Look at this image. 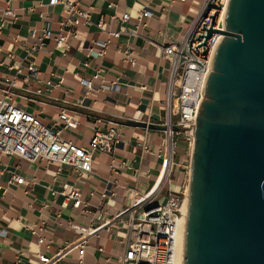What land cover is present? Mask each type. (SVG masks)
Wrapping results in <instances>:
<instances>
[{
	"label": "crops",
	"instance_id": "obj_1",
	"mask_svg": "<svg viewBox=\"0 0 264 264\" xmlns=\"http://www.w3.org/2000/svg\"><path fill=\"white\" fill-rule=\"evenodd\" d=\"M74 1L91 9V23L81 25L77 38L60 49L54 39L38 37L44 31L58 36L66 17L63 5L0 0V80L16 78L14 104L47 124L63 128L59 115L68 113L77 128L64 129L63 136L77 145L86 147L97 128L106 130L98 120L117 123L119 140L113 154L95 155L91 180L77 177L68 167L59 172L55 163L31 164L18 156H0V264H41V253L55 257L52 264H121L128 229L116 218L127 212L135 193L161 188L162 201L183 183L182 157L174 163V178L163 177L169 146L163 131L133 123H166L170 63L161 47L183 38L207 0ZM8 8L15 10V17L2 15ZM144 10L152 17L142 18ZM124 14L128 21H123ZM103 18L104 32L97 27ZM107 41L108 48L100 55L96 43ZM128 51L135 63L127 59ZM30 58L40 69L38 82L25 81ZM83 80L92 82L88 94L83 92ZM13 173L26 183H11ZM64 184L81 191L85 202L81 209L74 210L73 201L58 194ZM71 221L90 231L83 263L72 247L80 232L70 228ZM38 237L44 245H39Z\"/></svg>",
	"mask_w": 264,
	"mask_h": 264
},
{
	"label": "built area",
	"instance_id": "obj_2",
	"mask_svg": "<svg viewBox=\"0 0 264 264\" xmlns=\"http://www.w3.org/2000/svg\"><path fill=\"white\" fill-rule=\"evenodd\" d=\"M186 0H179L185 2ZM230 0H207L202 6L194 22L188 28L183 38L161 47L164 59L170 63L168 92L165 101L167 121L163 126L165 139L169 146L165 153V166L170 176L174 169L173 156L177 148L176 137L184 133L188 136L191 144L194 142L197 115L205 98V89L209 76L212 73L213 61L223 35L212 34L206 40L204 46H199L205 40L206 32L211 27L215 30H225L226 11ZM50 5H63L66 17L62 23L60 33L52 38L49 31H44L41 41L54 39L60 49H67L71 39H76L77 29L83 24H90L91 9H83L78 1L74 0H50ZM2 15L15 17L16 12L12 8L2 11ZM149 10L142 12V18H150ZM123 21L129 20V15L124 14ZM205 24V29L203 25ZM106 22L101 19L97 27L101 31L106 30ZM37 33H35L36 35ZM118 37V33L112 34ZM38 36V35H37ZM100 55L107 50L109 41L97 42ZM198 47V50L195 47ZM127 59L135 63L131 52H126ZM29 74L25 77L27 83L40 80V69L34 59L27 60ZM5 87L0 88V156H18L22 161L37 163L39 161L57 164V170L71 169L79 178L91 180L94 176V160L97 153L113 154L114 147L119 140L118 124L112 121L98 120L96 123L104 125L105 131L96 129L94 136L88 145L80 146L63 136L64 129H76L77 122L63 112L59 120L63 128L54 124L43 122L36 115L27 112L14 104L13 87L16 86V78L1 81ZM48 82V85H51ZM83 92L88 94L92 89V82L83 80ZM174 126L178 131L174 130ZM171 156V159L168 158ZM169 159V161H168ZM169 162V163H168ZM11 183L23 185L25 178L12 174ZM161 188L147 194L135 193L127 212L120 217L119 221L128 229V242L121 264H176L175 235L178 220L183 217L181 208L187 197V191L169 192L167 197L160 201L158 194ZM67 201H73L74 210L81 209L85 202L81 191L69 184H64L58 193ZM101 216V215H100ZM99 216V217H100ZM70 228L79 231L77 243L72 247L78 250V259L83 263L86 251V236L90 233L86 227H79L73 221ZM36 236V233H32ZM39 245H44L42 237H38ZM41 264H52L54 258H49L45 253L39 255Z\"/></svg>",
	"mask_w": 264,
	"mask_h": 264
},
{
	"label": "water",
	"instance_id": "obj_3",
	"mask_svg": "<svg viewBox=\"0 0 264 264\" xmlns=\"http://www.w3.org/2000/svg\"><path fill=\"white\" fill-rule=\"evenodd\" d=\"M214 17L198 35L203 53L224 38L197 115L184 264H264V0H230L225 30Z\"/></svg>",
	"mask_w": 264,
	"mask_h": 264
},
{
	"label": "rangeland",
	"instance_id": "obj_4",
	"mask_svg": "<svg viewBox=\"0 0 264 264\" xmlns=\"http://www.w3.org/2000/svg\"><path fill=\"white\" fill-rule=\"evenodd\" d=\"M177 148L175 149V153L173 156V162L177 163L179 161V158H184L182 162V166L179 168V172L182 173L183 177V183L181 187L175 191L177 193L181 191H188L189 193V185H190V176H191V156H192V148L193 144H191V141L189 142L188 136L184 133L178 135L176 137ZM176 165L174 166V170L171 173L170 179L174 178V174L176 171ZM177 188V187H175ZM166 191V190H165Z\"/></svg>",
	"mask_w": 264,
	"mask_h": 264
},
{
	"label": "bare ground",
	"instance_id": "obj_5",
	"mask_svg": "<svg viewBox=\"0 0 264 264\" xmlns=\"http://www.w3.org/2000/svg\"><path fill=\"white\" fill-rule=\"evenodd\" d=\"M169 159H171V156H168ZM168 159V161H169ZM169 163V162H168ZM168 167L165 166V168ZM168 173V169L164 171L163 177L165 178ZM187 191V190H186ZM189 192H190V185H189ZM183 202L182 208H181V213L182 216L178 220V226H177V232L175 235V244H176V264H184V258H185V236H186V226H187V214H188V206H189V193L187 191V197Z\"/></svg>",
	"mask_w": 264,
	"mask_h": 264
}]
</instances>
